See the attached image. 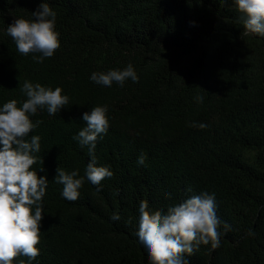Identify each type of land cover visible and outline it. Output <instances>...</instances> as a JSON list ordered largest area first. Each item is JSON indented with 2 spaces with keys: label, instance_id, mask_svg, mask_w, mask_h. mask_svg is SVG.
Here are the masks:
<instances>
[{
  "label": "trees",
  "instance_id": "16d2710c",
  "mask_svg": "<svg viewBox=\"0 0 264 264\" xmlns=\"http://www.w3.org/2000/svg\"><path fill=\"white\" fill-rule=\"evenodd\" d=\"M43 2L57 13L61 47L35 63L6 29ZM242 20L233 0H0V107L26 98L25 80L69 96L55 116L31 117L42 121L28 137H41L33 169L48 187L40 254L14 264H149L136 235L140 202L166 211L205 192L215 194L220 247L201 245L189 264H264V37L244 35ZM128 64L136 83L90 80ZM105 105L109 128L94 155L113 175L100 185L85 179L67 201L57 167L84 176L91 156L73 137L83 114Z\"/></svg>",
  "mask_w": 264,
  "mask_h": 264
},
{
  "label": "clouds",
  "instance_id": "9594fccd",
  "mask_svg": "<svg viewBox=\"0 0 264 264\" xmlns=\"http://www.w3.org/2000/svg\"><path fill=\"white\" fill-rule=\"evenodd\" d=\"M236 10L242 14L244 35L264 37V0H233ZM31 19L15 18L7 26L6 34L14 41L16 51L22 56L32 55L35 63H43L61 47L60 33L56 30L57 13L43 2L31 12ZM136 83L139 80L132 64L123 70L93 72L90 80L98 85L111 87L113 82L121 87L125 81ZM20 91L23 100L11 99L0 107V264H14L24 256L31 262L40 250L41 221L43 220V198L46 195L48 179L39 176L33 166L41 149L38 135L30 133L42 121L31 119L38 110L46 109L48 115L55 116L69 104V96L61 87L43 86L25 80ZM203 96L197 95L198 104ZM108 107L95 106L83 114L86 127L76 136L83 148L87 146L91 160L87 163L84 176L79 177V169L71 172L57 167L55 182L63 185L62 197L74 202L85 179L93 185H100L113 172L107 166H96L95 143L109 128ZM190 127L205 129L204 123H191ZM145 155L137 159L144 165ZM43 163V161H41ZM43 167L40 171H43ZM101 189L98 187L97 191ZM170 195V194H168ZM112 220H119L113 214ZM131 223V220L128 221ZM221 221L216 213L215 194L192 195L183 202L170 205L166 211L150 210L148 202L139 205V224L136 235L147 250L149 264H189L187 255H192L201 245L220 247ZM225 230L230 226L224 224ZM252 235L251 232L248 233ZM20 264H25L23 260Z\"/></svg>",
  "mask_w": 264,
  "mask_h": 264
}]
</instances>
